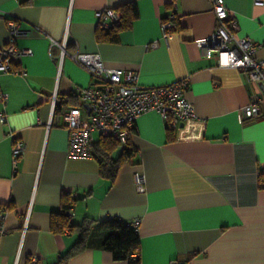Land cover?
<instances>
[{
    "label": "crops",
    "instance_id": "obj_1",
    "mask_svg": "<svg viewBox=\"0 0 264 264\" xmlns=\"http://www.w3.org/2000/svg\"><path fill=\"white\" fill-rule=\"evenodd\" d=\"M171 1L0 0V48L15 19L29 30L17 46L32 51L14 60L21 73H0V92L7 96L0 98V264H59L86 228V245L60 264H128L101 246L105 232L96 225L112 217L137 229L140 264H264V85L204 56L198 41L215 29L213 0H174L176 28L164 40L161 22ZM224 1L238 20L237 35L256 43L255 56L263 59L264 0ZM131 2L138 10L132 25L114 42L99 41L98 11ZM66 30L59 71L61 49L51 41L60 42ZM154 41L157 47L147 49ZM76 52L96 53L107 67L136 72L145 88L188 78L195 117L175 130L156 111L138 117L130 137L135 154L111 182L95 158L68 153L63 112L78 106L80 89L95 82L72 59ZM255 99L260 115L246 119L243 108ZM100 138L93 132L91 144ZM18 141L25 149L14 166ZM136 173L145 177L142 193ZM63 193L74 201L68 214L77 226L54 232L51 216L61 211Z\"/></svg>",
    "mask_w": 264,
    "mask_h": 264
},
{
    "label": "built area",
    "instance_id": "obj_2",
    "mask_svg": "<svg viewBox=\"0 0 264 264\" xmlns=\"http://www.w3.org/2000/svg\"><path fill=\"white\" fill-rule=\"evenodd\" d=\"M172 11L162 19V38L168 40L175 30L174 10L177 5L171 1ZM213 10L216 16L214 31L206 39L198 41L206 58L218 57L219 65L231 66L242 70L249 81L264 85V58L255 56L258 45L247 37H239L237 18L227 8L224 0H213ZM98 26L108 29L121 22V13L113 8H105L97 13ZM10 37L0 48V73L21 71L13 67L16 58L31 54L27 48H20L16 44L19 37L26 36L29 30L22 27L15 19L8 21ZM61 51L59 55V71L62 59L67 54L68 31L66 30L60 42L52 40ZM156 41L146 45L147 49L157 47ZM221 55L226 60L221 62ZM72 59L86 69L94 83L82 87L77 95L79 105L63 112V119L69 133L68 153L71 157L86 158L91 156L90 145L92 133L99 132L103 137L116 138L122 148L129 143L133 134L135 121L141 115L156 111L165 120L167 127L178 129L183 123L195 117V106L187 97L189 87L188 78L176 83L145 88L139 84L136 72L125 71L121 68H111L104 64L103 59L96 53H79L71 55ZM0 98L7 96L0 92ZM56 93L51 99L52 110L56 107ZM88 107L86 117L82 116L80 107ZM260 103L255 99L243 108L246 119L257 118L260 115ZM0 121H5V113L0 110ZM24 145L18 141L12 150L14 166L24 152ZM135 186L139 193L145 191V177L141 173L135 174ZM137 224V221L135 225ZM0 225V234H4ZM36 264V259H31Z\"/></svg>",
    "mask_w": 264,
    "mask_h": 264
},
{
    "label": "trees",
    "instance_id": "obj_3",
    "mask_svg": "<svg viewBox=\"0 0 264 264\" xmlns=\"http://www.w3.org/2000/svg\"><path fill=\"white\" fill-rule=\"evenodd\" d=\"M114 9L121 13V22L108 29L98 26L96 36L99 41H116L118 33L123 29L129 28L138 15L136 4L133 2ZM119 146L120 143L116 138L103 136H101L96 143L90 145L91 156L99 163L101 176L108 178L111 182H114L122 164L126 161H130L135 154V150L131 146L129 140L128 145L122 149L120 155L114 157L113 152ZM259 182L260 187L264 188V167L259 172ZM73 202L74 201L71 200L69 194L63 193L61 199V211L53 212L51 216V229L54 232H61L65 228L71 229L77 226L72 224L68 214L72 208ZM96 227L105 232V237L102 240L101 246L102 248L111 251L115 260L127 261L128 264H140V237L137 229L118 217H112L102 221L98 223ZM90 231V228L82 229L80 231L79 240L76 245L71 252L60 256L59 264L62 263V260L75 254L86 245V240Z\"/></svg>",
    "mask_w": 264,
    "mask_h": 264
},
{
    "label": "water",
    "instance_id": "obj_4",
    "mask_svg": "<svg viewBox=\"0 0 264 264\" xmlns=\"http://www.w3.org/2000/svg\"><path fill=\"white\" fill-rule=\"evenodd\" d=\"M86 108L88 109V107L86 106Z\"/></svg>",
    "mask_w": 264,
    "mask_h": 264
}]
</instances>
